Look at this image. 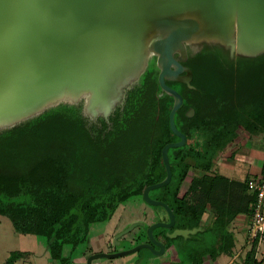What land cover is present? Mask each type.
<instances>
[{
    "label": "water",
    "instance_id": "water-1",
    "mask_svg": "<svg viewBox=\"0 0 264 264\" xmlns=\"http://www.w3.org/2000/svg\"><path fill=\"white\" fill-rule=\"evenodd\" d=\"M202 48L230 59L264 54V0H0V130L62 102L107 116L154 58L160 86L176 98L174 130L181 97L164 77L179 72L175 54ZM183 139L163 148L167 175L152 187L168 182L167 148ZM136 248L92 254L86 264Z\"/></svg>",
    "mask_w": 264,
    "mask_h": 264
},
{
    "label": "trees",
    "instance_id": "trees-1",
    "mask_svg": "<svg viewBox=\"0 0 264 264\" xmlns=\"http://www.w3.org/2000/svg\"><path fill=\"white\" fill-rule=\"evenodd\" d=\"M188 60L196 77L210 85L199 87L194 99L191 97L200 109V120H209V115L214 113L217 114L214 122L232 121L229 125L232 134L239 124L250 134L264 133V54L230 59L218 50L202 48L190 54ZM150 71L151 68L147 69L142 80L133 83L135 85L126 92V106L134 114L132 124L125 125L127 115L110 116L111 124L105 120L90 122L79 101L77 104L59 103L0 130V135L16 132L17 136L31 137L36 127H42L45 151L49 150L50 154L41 150L43 153L37 156L33 144H25L23 155L15 159L26 157L28 162L34 158V162L26 166V174L22 176H0V214L11 220L16 231L43 236L53 260L64 259L63 244L75 245L83 238L84 226L87 220L95 218L96 212L99 219L110 215L112 207H108L106 201H111L117 186L131 174L134 176V169L141 167L132 145L138 143L143 132H148L142 113L151 111L153 114L154 107L161 103L155 96L157 85ZM215 107L222 113L231 112V117L222 115L220 109L214 111ZM227 141L224 138L217 142L216 149H222ZM247 180H232L216 173L191 181L183 206L177 205V209L182 208L195 223L206 210L211 213L217 246L204 250L203 254L205 251H210L209 256L214 257L231 254L234 237L228 226L239 215L247 220L251 216L254 194L248 191ZM172 194L173 200L180 202L177 193ZM255 245L256 242L250 244L241 264H264V251L262 258L257 259ZM25 254L12 251L3 264H13Z\"/></svg>",
    "mask_w": 264,
    "mask_h": 264
},
{
    "label": "flooded vegetation",
    "instance_id": "flooded-vegetation-1",
    "mask_svg": "<svg viewBox=\"0 0 264 264\" xmlns=\"http://www.w3.org/2000/svg\"><path fill=\"white\" fill-rule=\"evenodd\" d=\"M189 56L190 53L185 59H181L175 54L174 58L180 64L179 72L171 73L170 78L164 77L165 85L181 97L180 104L174 113V130L170 125V112L176 98L170 91L160 86L158 79L160 70L156 64V58L153 59L150 64V73L157 85L155 96L160 99L161 103L154 107L153 114L151 111L142 113L143 119L147 122L148 132H143L138 143L135 142V145H132V152L136 153L141 161V167L134 169V176L131 174L128 180L123 181L117 188L114 187L116 189L112 194L113 199L106 201V205L112 207L110 215L99 219L97 218L99 214L96 212L92 221L87 220L84 226L86 233H83V238L75 245L73 243L63 244L62 257L64 259L56 260V264H86V259L92 254L130 251L134 247L137 248L124 256L109 259L95 258L91 264H118V260H121L119 264H184L183 252L188 258L192 255L197 257L201 252L196 253V249L190 242L197 245L205 239L204 234L207 232L213 234L211 213L208 210L195 223L194 219L185 214L182 208L177 209V205L183 206V197L194 178L216 173L228 177L219 171V168L228 165L225 160H236L235 163L241 165L252 162L254 158L243 151V145L248 140H254L255 136H264V133L250 134L242 124H239L232 134L231 127H229L232 121L224 122L220 119L218 123L214 122L217 118V114L214 113L209 115V120H200V109L190 96L195 97V92H198L200 88L195 84L198 78L192 70L188 60ZM175 68L177 67L171 66L172 70ZM187 68L191 72L190 76L187 75ZM134 85L130 84L125 88L123 98L107 116L84 115L90 122L105 120L109 124H111L110 116L117 115L123 118L127 115L125 125L132 124L134 114L126 106L128 100L126 92ZM216 109L220 108L215 107L214 111ZM222 112L220 109L222 115L231 117V112ZM137 133L136 131L135 134ZM228 133L230 136H227ZM182 136L184 137L183 144L169 146L166 151L170 171L168 182L159 187H152L164 180L167 175L163 148L167 144L181 142ZM224 138L228 140L226 145L222 149H216V143ZM261 152L258 148L256 153L261 154ZM232 168L234 169V166ZM238 170H242L240 166ZM173 192L177 193V199L181 203L173 200ZM133 195L141 197L142 201L137 203L140 207H142L141 204H147L142 208L139 216L129 219L120 217L119 221L112 223V227H109L110 220L118 207L127 203ZM95 223H106V227L98 236H93L89 229L90 225ZM193 229L195 231L190 232ZM180 230L188 232L181 234L178 232ZM228 231L230 232V229ZM122 241L128 243L129 246L121 244ZM68 245L70 248L65 252L64 247ZM193 257L192 262L196 258L193 259Z\"/></svg>",
    "mask_w": 264,
    "mask_h": 264
},
{
    "label": "rangeland",
    "instance_id": "rangeland-1",
    "mask_svg": "<svg viewBox=\"0 0 264 264\" xmlns=\"http://www.w3.org/2000/svg\"><path fill=\"white\" fill-rule=\"evenodd\" d=\"M212 84V78H209ZM206 85H205V84ZM201 82L200 78H198L195 82L199 87L204 86L210 87L209 82ZM194 97V95H190ZM94 117V116H92ZM51 126L49 125L48 128ZM43 131L42 127L38 126L35 128V132L31 135V137H27V135H16L14 133H6L4 135H0V176L3 177H10L15 175H24L26 166H31L34 162V158L27 162L26 157H23L21 160H16L19 156H22L23 147L25 144H33L32 146L35 147L36 155L42 154L41 150H44L46 154H50L49 150L45 151L46 149V142L43 140ZM264 136H255L254 140H248L246 144L243 145V151L247 152L248 155L254 158V160L250 163L239 164L235 163L236 160L230 161L225 160V163L228 165L219 168L220 173L226 174L228 178H232L235 180L243 181L247 178L252 176L258 175L262 168H263V161H264ZM258 148L261 149V154H257ZM14 161H11V159ZM36 158V157H35ZM234 164V165H233ZM234 166V169L232 168ZM238 166L242 170H238ZM17 200V198H16ZM142 201L141 197L137 195L131 196L127 203L122 204L118 207L117 212L114 213L112 219L110 220L112 227V223L119 221L121 219H129L131 217H137L140 214V211L143 207L147 204H141L140 207L137 203ZM144 205V206H143ZM149 206V205H148ZM249 219L247 220L244 215H239L229 226L230 232L233 234L234 244L232 246L231 254L222 255L220 258H211L216 262L219 259L220 264H224L225 261H233V264H240L242 261V257L249 249V242L247 241V231L249 228ZM106 223H95L90 225L89 229L93 236H98L100 232L104 229ZM108 225V224H107ZM144 229V225L142 230ZM107 232L109 229H105ZM133 234H131L132 236ZM205 239L202 240L199 244H190L196 249V253L203 254V251L206 249H211L217 246V240L213 234L207 232L204 234ZM121 244L125 246H129L128 243L122 241ZM120 244V246H121ZM187 245V244H186ZM48 244L45 241V238L41 235H37L35 233H21L15 230L11 220L5 216L0 214V264L7 259L12 251H24L26 252L25 255H22L20 258L15 260L13 264H56V260L51 258ZM187 246H190L189 244ZM70 246H65L64 251H68ZM262 248L264 251V243L262 244ZM77 250V249H76ZM263 251H261L257 255V259H261L263 255ZM205 254L210 253V251H205ZM183 252V261L184 264H190L192 257L189 258L185 256ZM234 254V256H233ZM181 256V257H182ZM196 257V256H195ZM193 257V259L195 258ZM176 259V258H175ZM180 259V257H179ZM199 262L196 261L195 264Z\"/></svg>",
    "mask_w": 264,
    "mask_h": 264
},
{
    "label": "built area",
    "instance_id": "built-area-1",
    "mask_svg": "<svg viewBox=\"0 0 264 264\" xmlns=\"http://www.w3.org/2000/svg\"><path fill=\"white\" fill-rule=\"evenodd\" d=\"M246 184L248 191L254 194L246 235L249 244L256 242L255 256L257 257L263 251L262 244L264 243V161L261 172L248 178Z\"/></svg>",
    "mask_w": 264,
    "mask_h": 264
},
{
    "label": "crops",
    "instance_id": "crops-1",
    "mask_svg": "<svg viewBox=\"0 0 264 264\" xmlns=\"http://www.w3.org/2000/svg\"><path fill=\"white\" fill-rule=\"evenodd\" d=\"M222 255H227V254H219V255H217L216 257H214V258H220ZM233 256H234V254H233ZM212 256H209L208 254H202L201 252H200V254L195 258V260L192 262V263H190V264H195L196 263V261L197 262H199L198 264H220L219 263V259L215 262L212 258H211ZM121 262V260H118L117 261V263L119 264ZM233 261H225V263L224 264H233L232 263ZM240 264H241V262H240Z\"/></svg>",
    "mask_w": 264,
    "mask_h": 264
}]
</instances>
